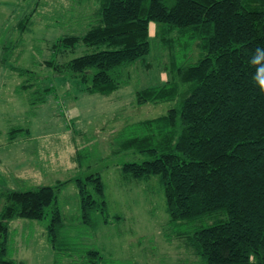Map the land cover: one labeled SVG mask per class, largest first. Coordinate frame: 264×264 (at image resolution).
Segmentation results:
<instances>
[{
	"label": "trees",
	"instance_id": "1",
	"mask_svg": "<svg viewBox=\"0 0 264 264\" xmlns=\"http://www.w3.org/2000/svg\"><path fill=\"white\" fill-rule=\"evenodd\" d=\"M96 1L95 22L83 34L56 39L45 65L63 85L74 80L84 85L80 92L110 95L124 82V70L150 53L149 23L158 24L161 42L172 49L170 67L164 68L160 85L135 92V103L172 107L120 133V148L150 158L124 163L121 171L136 180L158 177L171 226L223 217L187 236L200 259L191 264H264V90L253 80L264 60L249 63L257 47L264 48V0H174L170 6L165 0ZM29 24L27 16L17 28L23 32ZM192 44L196 59L188 49ZM177 45L185 56L175 57ZM77 47L86 52L61 59ZM52 89L35 90L30 103L43 104ZM10 130L12 140L22 129ZM70 181L81 222L92 229L110 222L98 173L25 191L5 188L0 193V264H17L7 258L9 221L47 217L54 264L105 263L94 249L67 263L59 260L74 248L62 237L58 205L61 188Z\"/></svg>",
	"mask_w": 264,
	"mask_h": 264
},
{
	"label": "rangeland",
	"instance_id": "2",
	"mask_svg": "<svg viewBox=\"0 0 264 264\" xmlns=\"http://www.w3.org/2000/svg\"><path fill=\"white\" fill-rule=\"evenodd\" d=\"M173 3L164 1L166 6ZM98 11L96 0H0V193L6 183L13 190L25 191L98 173L110 222L96 229L84 225L76 188L71 181L66 183L59 192L58 205L65 224L62 237L74 248L70 256H59L61 263L77 259L89 249L98 250L104 264L199 263L187 236L223 217L218 214L181 228L171 226L158 177L136 180L121 171L124 163L150 158L120 148V133L126 126L160 117L172 107L171 103H135V92L160 85L166 79L164 68L170 67L172 49L161 42L159 25L149 23L150 53L124 70V82L110 95L80 92L79 86L84 85L74 80L63 85L45 65L53 56L52 43L64 35L83 34L97 19ZM27 16L30 24L21 32L17 24ZM193 47L188 49L196 59L198 51ZM181 49L175 46V57L186 55ZM85 52L77 47L61 59L67 61ZM50 87L53 89L43 104L30 103L37 95L35 90ZM17 127L23 130L9 140L10 129ZM24 130L29 133H21ZM25 158L28 164L33 163L37 175L25 170ZM37 164L45 168L43 172L52 168L49 177L39 178ZM115 216L119 218L111 220ZM47 224L48 217L9 221L7 258L17 264H54ZM179 233L183 235L178 237Z\"/></svg>",
	"mask_w": 264,
	"mask_h": 264
},
{
	"label": "clouds",
	"instance_id": "3",
	"mask_svg": "<svg viewBox=\"0 0 264 264\" xmlns=\"http://www.w3.org/2000/svg\"><path fill=\"white\" fill-rule=\"evenodd\" d=\"M261 60H264V48L257 47L255 54L249 63L257 64ZM253 80L262 90H264V66L257 68V71L253 74Z\"/></svg>",
	"mask_w": 264,
	"mask_h": 264
},
{
	"label": "crops",
	"instance_id": "4",
	"mask_svg": "<svg viewBox=\"0 0 264 264\" xmlns=\"http://www.w3.org/2000/svg\"><path fill=\"white\" fill-rule=\"evenodd\" d=\"M17 128H20V127H17ZM13 129V128H12ZM20 129H22L23 130V128H20ZM24 131H26L27 133H29V131H27V130H24ZM35 163H37V162H35ZM74 162H72V166L74 165L73 164ZM23 165V167H25V170L27 171V172H30L31 173V175L33 176L34 174L35 175H37L35 172H34V167H32V166H34L33 165V163L32 162H30L29 164H28V159L27 158H25V162H24V164H22ZM35 166H38L36 169H38V173H39V171H40V173L38 174V176H39V178H43L44 176L45 177H49V174H48V171L50 170V169H52V168H50L49 170H47L46 172H43V171H45V168H40V166H39V164H37V165H35ZM54 169H58V168H56V167H54ZM23 177H25V176H23ZM13 178V177H12ZM12 178H11V182H12ZM57 181H60V180H57ZM14 184V183H13ZM5 187H7L8 189H11V188H13L12 186H9L7 183H6V186Z\"/></svg>",
	"mask_w": 264,
	"mask_h": 264
}]
</instances>
